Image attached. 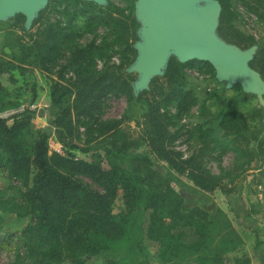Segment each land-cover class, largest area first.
<instances>
[{"label":"trees","instance_id":"1","mask_svg":"<svg viewBox=\"0 0 264 264\" xmlns=\"http://www.w3.org/2000/svg\"><path fill=\"white\" fill-rule=\"evenodd\" d=\"M218 1L221 24L229 0ZM263 3L247 1L254 11ZM126 10L133 14L109 2L101 7L83 0H51L33 26L46 11L55 19L34 33L24 29L22 16L14 17L29 40L17 43L13 59L0 58V76L6 75L12 86L20 85L9 88L0 80V113L35 103L36 85L24 77L28 64L52 76L48 79L47 126L34 128L36 114L28 110L0 117V171L19 185L0 196V210L29 219L22 230L24 256L21 262L17 256V264L24 260L27 264H93L99 259L106 260V264H151L145 242L154 244L162 263L173 264L190 254L195 264H227L226 244L213 243L215 227L204 211L206 207L198 202L186 208L184 200L161 179L146 185L145 178L121 161L122 156H136L150 165L145 156L122 154L130 143L124 141L121 122L97 118L108 96H124L128 103H140L145 125L142 139L150 154L171 172L186 174L197 199L216 190L230 191L202 166L199 150L184 158L171 148L177 137L169 126L187 116L196 103L192 90L185 89L183 72L196 61L181 64L171 58L163 76L154 78L147 91L133 95L131 85L135 79L126 68L135 58L138 23L134 2ZM98 28L106 32L107 39L81 43L85 35H93ZM231 35V44L241 49L256 46L250 67L264 81V42L257 43L236 31ZM114 49L120 51L119 64L97 69L96 62L109 59ZM232 89H236V95L222 103L216 128L233 143L245 141L248 149L250 140L243 136L249 134L248 127L240 120L238 110L244 97L251 95L238 86ZM172 105L174 114L170 115L167 108ZM260 123V135L264 136V122ZM195 128L194 134L200 138L211 133L203 125ZM51 138L60 145L61 152L50 151ZM83 138L86 148L80 146ZM105 138L110 141L103 146L99 140ZM99 150L108 160L106 168L95 154ZM229 151L235 154L241 149L236 146ZM146 173L149 179L154 178L153 172ZM82 178L98 189L86 185ZM118 198L121 209L114 213L113 204ZM232 264H250V260L243 256L234 258Z\"/></svg>","mask_w":264,"mask_h":264},{"label":"rangeland","instance_id":"2","mask_svg":"<svg viewBox=\"0 0 264 264\" xmlns=\"http://www.w3.org/2000/svg\"><path fill=\"white\" fill-rule=\"evenodd\" d=\"M106 1L124 8L126 14H133V12L131 13L126 9L131 8L132 3H135L136 0ZM247 1L229 0L226 3L223 21L218 24L219 30H217L218 36L223 41L231 44L234 41L231 32L236 31L246 37H250L257 43L264 42V3L262 7L254 11L249 9ZM54 19L55 17L49 11L43 12L41 20L34 26L32 24L33 27H31L29 32L34 33L38 27L44 28L47 22H51ZM21 25V22L15 18L0 23V58L13 59V53H17V43L28 42L29 39L24 34ZM105 34L106 32L103 29L98 28V31L93 35H85L81 39V43L86 44L90 41L99 42L101 39H107ZM114 50L115 52L112 53L109 59H101L96 62L97 69L119 64L121 59L120 51L118 49ZM208 70L205 64L199 62H193L183 70L186 75L185 89L192 90L196 103L187 116L177 120L175 125L169 126L170 132L176 133L177 137L173 140L171 148L180 152L184 158L190 157L196 150H199L203 155L201 158L202 166L218 179L219 184L230 189L227 193L221 189V191L216 190L211 194H201L204 197L197 199L195 187L186 174L177 175L171 172L165 163L149 153L142 139L145 125L141 118L144 109L140 103H128L124 96H108L104 100L101 113L97 118L101 120L116 119L121 122L120 129L124 134V141L130 143L127 146L129 149L123 150L122 154L127 152L133 155L145 156L147 163H150V165L148 166L146 162L136 156H122L121 161L133 171H137L136 173L140 177L145 178L146 185L159 182L157 179H161L163 180L162 183L166 181L170 189L184 200L183 205L186 208L190 209L192 204L198 202V204L206 207L204 211L208 219L213 220V226L215 227L212 236L213 243L220 244V246L222 243L226 244L227 264H232L234 258L243 256L250 260V264H264V216H262L264 215V204L258 199V189L255 187L258 184L264 186V174L257 176L253 183H248V180L252 179V174L250 173L255 170V167L264 163V136H262L263 134L260 135L263 128L260 121L264 122V118L262 119L261 115L262 110L257 108L256 99L252 96L244 97V100L241 101L243 103L240 105L238 114L240 115L241 113V116H239L240 120L244 121L248 127L247 132L249 134L243 135L244 138L250 140L248 149L245 141L233 143L229 138L223 137L222 131L216 128V115L220 112L222 103L231 95H236L237 91L236 89L224 90L223 84L215 81L214 71ZM131 75L134 76V79L136 78L135 74ZM24 77L30 79V83L34 82L36 85L37 98L33 104L38 105L40 108H43L45 104L48 105V79L52 76L33 70V65L28 64ZM68 77L69 75L66 76V78ZM16 79L18 81L21 80L18 76H16ZM0 80L3 86L9 88L20 86L19 83L12 86L8 82L6 75L0 76ZM25 105L28 104H23L20 107ZM13 110L15 109L4 110L0 115ZM167 110L170 115L174 114L173 105L168 107ZM32 124L37 129L47 126V121L45 117H40L36 114ZM198 125H203V129H209L211 133H206L203 138H200L199 135L194 134L195 127ZM214 139L215 141L212 142L211 140ZM84 141L85 139L80 143L82 148L88 146L83 145ZM99 141L104 146V143H109L110 138ZM90 145H94V143ZM236 146L241 149V152L234 154L229 151L230 147ZM49 149L50 151H61L60 145L53 138L49 141ZM249 149L251 151L250 154ZM90 154L91 152L88 155ZM95 154L99 156L102 167L106 168L108 160L104 159L103 151H96ZM148 170L154 173V178H148L146 173ZM246 177L249 179L244 183L243 181ZM82 181L86 185L98 189L87 178H82ZM17 187H19L17 183L8 179L0 171V196L7 195L11 188ZM241 196H248L251 199V203H241ZM254 196H256V199ZM120 209L121 201L118 198L113 204V211L118 213ZM28 221L29 219L26 217H18L12 213L0 210V264H17L15 261L17 256L20 257L19 262H21L20 260L24 256L21 246L22 230L28 224ZM144 245L151 264H166L157 259L153 243L145 242ZM190 256V254H187L173 264H195L194 258ZM105 261L104 259H99L93 264H106ZM26 262L24 260L21 264H27Z\"/></svg>","mask_w":264,"mask_h":264},{"label":"water","instance_id":"3","mask_svg":"<svg viewBox=\"0 0 264 264\" xmlns=\"http://www.w3.org/2000/svg\"><path fill=\"white\" fill-rule=\"evenodd\" d=\"M50 1L0 0V23L20 15L29 31ZM83 1L107 5L106 0ZM220 14L218 0H136L135 58L126 68L127 73L136 75L133 95L147 91L154 78L163 76L171 58L181 64L196 61L208 64L225 89L238 86L253 96L264 118V81L250 67L256 46L241 49L223 41L217 34ZM38 116L48 119L49 111H39Z\"/></svg>","mask_w":264,"mask_h":264},{"label":"crops","instance_id":"4","mask_svg":"<svg viewBox=\"0 0 264 264\" xmlns=\"http://www.w3.org/2000/svg\"><path fill=\"white\" fill-rule=\"evenodd\" d=\"M225 90H227V89H225ZM229 90H232V89H229ZM236 94V93H235ZM231 96H234V95H231ZM249 101V100H248ZM251 106V105H250ZM219 114V113H218ZM217 114V115H218ZM216 115V116H217ZM239 116H241V113H240V115ZM250 173V172H249ZM250 174H252L251 175V180L249 181L248 180V183H253V180L257 177V176H259V175H261V174H264V163L261 165V166H258V167H255V170L252 172V173H250ZM247 179H249V178H247L246 177V179L243 181L244 183L247 181ZM257 189H258V191H257V197H258V199L261 201V203L262 204H264V186L263 185H261V184H258V185H256L255 186ZM256 196H254V198H255ZM241 200L242 201H240L241 203H251V199L248 197V196H246V197H243V196H241ZM256 199V198H255ZM262 216H264V215H262Z\"/></svg>","mask_w":264,"mask_h":264},{"label":"built area","instance_id":"5","mask_svg":"<svg viewBox=\"0 0 264 264\" xmlns=\"http://www.w3.org/2000/svg\"><path fill=\"white\" fill-rule=\"evenodd\" d=\"M25 110H28V111H31V112H35V114H38L39 111H42V110H47V105L45 104V106L43 108H40L38 105L36 104H28V105H25V106H22L18 109H15L13 111H9L8 113H4L2 115H0L1 118H7L11 115H14V114H18V113H22L24 112ZM61 148V147H60ZM59 152V151H58ZM61 152V151H60Z\"/></svg>","mask_w":264,"mask_h":264}]
</instances>
